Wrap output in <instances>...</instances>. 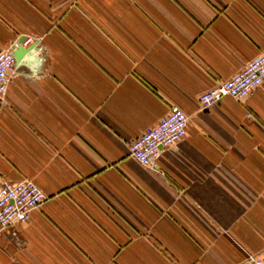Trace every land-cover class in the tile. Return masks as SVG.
Masks as SVG:
<instances>
[{
  "label": "crops",
  "instance_id": "obj_1",
  "mask_svg": "<svg viewBox=\"0 0 264 264\" xmlns=\"http://www.w3.org/2000/svg\"><path fill=\"white\" fill-rule=\"evenodd\" d=\"M3 50L0 185L48 197L0 227V264L264 257V82L198 101L264 51V0H0ZM173 107L185 137L143 166L130 142Z\"/></svg>",
  "mask_w": 264,
  "mask_h": 264
},
{
  "label": "built area",
  "instance_id": "obj_2",
  "mask_svg": "<svg viewBox=\"0 0 264 264\" xmlns=\"http://www.w3.org/2000/svg\"><path fill=\"white\" fill-rule=\"evenodd\" d=\"M9 50L0 51V101L4 98L14 69ZM264 82V51L245 63L224 81H218L199 94L201 109L214 105L223 97L243 99ZM188 115L171 108L155 125L146 127L129 144V155L146 167H153L165 147L174 145L187 133ZM47 195L31 179L3 180L0 185V227L26 223L31 212L40 207ZM249 264H264V257L251 256Z\"/></svg>",
  "mask_w": 264,
  "mask_h": 264
},
{
  "label": "water",
  "instance_id": "obj_3",
  "mask_svg": "<svg viewBox=\"0 0 264 264\" xmlns=\"http://www.w3.org/2000/svg\"><path fill=\"white\" fill-rule=\"evenodd\" d=\"M35 50H36L35 46H33V45L30 46V48L28 49L29 55L33 54L35 52ZM11 54H12V56H14L13 53H11Z\"/></svg>",
  "mask_w": 264,
  "mask_h": 264
}]
</instances>
